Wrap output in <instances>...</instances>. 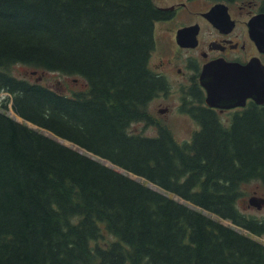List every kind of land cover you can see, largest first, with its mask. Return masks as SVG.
Masks as SVG:
<instances>
[{
    "label": "trees",
    "instance_id": "16d2710c",
    "mask_svg": "<svg viewBox=\"0 0 264 264\" xmlns=\"http://www.w3.org/2000/svg\"><path fill=\"white\" fill-rule=\"evenodd\" d=\"M163 15L155 0H0V105L24 119L0 107V264H264V241L218 219L264 236L238 205L244 183L264 185V104L225 124L196 102L185 141L131 129L168 88L150 64ZM19 62L87 86L19 77Z\"/></svg>",
    "mask_w": 264,
    "mask_h": 264
},
{
    "label": "flooded vegetation",
    "instance_id": "af4514ba",
    "mask_svg": "<svg viewBox=\"0 0 264 264\" xmlns=\"http://www.w3.org/2000/svg\"><path fill=\"white\" fill-rule=\"evenodd\" d=\"M159 6L164 15L155 23V49L159 25L166 59L161 55L153 66L150 58V64L160 74H184L181 84L189 89L183 86V93H194L191 88L198 92L186 97L188 103L197 99V105L229 113V122L233 112L264 104L248 97L240 105L210 106L200 77L207 65L212 73H223L227 65L246 67L244 73L264 71V0H176Z\"/></svg>",
    "mask_w": 264,
    "mask_h": 264
},
{
    "label": "rangeland",
    "instance_id": "374dc122",
    "mask_svg": "<svg viewBox=\"0 0 264 264\" xmlns=\"http://www.w3.org/2000/svg\"><path fill=\"white\" fill-rule=\"evenodd\" d=\"M176 0H155L157 4H166L170 2H174ZM160 26H157L156 30V39H157V49L154 48L152 55H151V64L153 66H156V62H159L160 56H164V47L162 44H160ZM166 59V56H164ZM12 72L19 76V77H25L30 80H40L43 83H46L50 86L56 87L59 90H65L68 92H73L74 90H79L86 88L85 79L82 78L80 75L75 74H63L62 72L53 71V70H34L32 66H29L24 63H15L12 66ZM164 76L166 77L168 81V88L166 91L160 92L157 96H155L150 102L148 109L151 113V116L153 118V123H146L145 121H136L132 123L131 129L135 132H142L147 135H156L158 133V125H166L170 127L173 131V134L175 135L176 139L179 141H185L190 140L196 130L200 128V122L195 118V116L190 113L191 104L196 103L197 100H190V102L187 104H183V97H186V93L182 91V87H186L189 89V86L182 85L181 82L185 81L184 74L180 73H165ZM8 92L2 91L0 92V103L1 99L4 98V96H7ZM184 95V96H183ZM2 107V105H0ZM5 109L7 113L10 115L16 117L18 120L23 121L24 119L20 117L12 108L11 102L5 106L2 107ZM221 120L225 123H229V113L221 112L220 114ZM30 125L34 127H38L37 125L28 122ZM42 130L50 135L56 136L51 131L42 128ZM59 140L76 147L80 149L81 151H84V148L79 147L75 143L56 136ZM87 152V150H85ZM90 155L94 156L97 159H100L101 161L117 168L118 170L124 171L131 176L142 180L144 182H147L152 187H155L161 191H165L162 187L157 185L156 183L152 181H147L144 177L137 175L133 172H128L124 168L114 164L112 161L106 159L105 157H102L98 154H95L91 151H88ZM243 190L244 194L240 197L238 201L239 207L245 211L247 214H253L258 217H264V203L258 207L255 204L250 203V197L252 196H258V197H264V185L258 181V180H252L250 182H246L243 184ZM166 192V191H165ZM172 196L182 202L188 203L191 206H195L192 202L186 200L185 198L179 196L178 194L172 193ZM209 214H212L210 212H207ZM213 215V214H212ZM219 220L222 222L233 226L239 230H241L244 233H248L253 235L254 237L264 241V236H259L251 233L248 229L243 228L235 223H233L230 219L218 217Z\"/></svg>",
    "mask_w": 264,
    "mask_h": 264
},
{
    "label": "water",
    "instance_id": "95a60500",
    "mask_svg": "<svg viewBox=\"0 0 264 264\" xmlns=\"http://www.w3.org/2000/svg\"><path fill=\"white\" fill-rule=\"evenodd\" d=\"M219 68L220 65L215 70ZM246 69L227 65L222 67L223 73H212L214 70L207 65L200 76L207 91V104L230 107L244 104L248 97H253L258 103H264V71L244 73ZM207 71L210 73H206ZM249 201L260 207L264 203V197L252 196Z\"/></svg>",
    "mask_w": 264,
    "mask_h": 264
}]
</instances>
